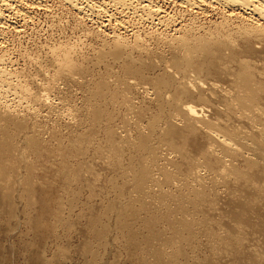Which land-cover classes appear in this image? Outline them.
I'll list each match as a JSON object with an SVG mask.
<instances>
[{
    "label": "rangeland",
    "instance_id": "rangeland-1",
    "mask_svg": "<svg viewBox=\"0 0 264 264\" xmlns=\"http://www.w3.org/2000/svg\"><path fill=\"white\" fill-rule=\"evenodd\" d=\"M149 1L160 9L167 27L141 14L80 11L65 0H10L13 9H4L0 69L6 73L2 79L10 84L0 82V147L8 146L2 135L9 133L14 144L8 149L14 153L1 148L4 155L0 158L5 163L8 156L10 163L11 157L18 155L14 160L23 165L17 161L21 167L12 170L15 175L8 172L18 181L12 189L15 206L11 215L4 209L0 192V264H264V182L250 171L242 176L235 169L247 170L235 159L254 158L247 146L242 144L236 154L218 150L216 156L201 159L205 161L196 176L183 165L178 152L161 147L151 157L148 147L140 145L147 139L155 147L162 142L159 128L171 116L166 96L180 81L222 86L220 96H210L228 123L235 122L236 116L247 118V114L255 119L250 123H264V111L259 114L254 105L264 106V74L248 81V86L259 92L254 101L247 102L248 108L242 105L239 92L246 87L239 82V61L264 64V52H257L263 51V41L260 35L246 39L238 33L243 27L254 33L264 31L263 18L259 12H242L217 0ZM220 32L222 38L229 39L228 46L215 52L197 47L200 39ZM248 43L253 49L243 50ZM119 45L128 54L117 59L111 52ZM67 47L78 63L73 78L59 74L53 53ZM125 63L134 67L130 68L133 72L144 66L143 81L127 72ZM258 70L264 72V68ZM160 78L166 81L160 82ZM130 85L132 104L144 112L142 116H136L124 102L123 89ZM223 88L230 89L228 98H222ZM41 93L47 94V103L38 101ZM99 110L103 116L98 112L95 119H100L95 121L93 112ZM7 111L24 126L16 129L17 125L3 120L2 113ZM155 115L160 119L152 126ZM35 129L40 137L35 143L39 144L29 139ZM21 131L29 136L23 137ZM110 135L120 137L116 139L120 143ZM219 135L218 130L214 132ZM108 142L124 146L119 165L113 163ZM77 144L80 153L79 148L74 149ZM41 145L45 148L39 152ZM67 147L72 154L68 155L67 149L61 153ZM186 147L194 156L197 150L189 144ZM7 160L4 165L9 164ZM26 165L31 167L37 196L47 200L44 206L37 197L35 205L27 202L28 187L21 183L29 174ZM143 175L148 176L149 193L135 188ZM58 208L60 218L54 214ZM45 210L49 214L45 215ZM33 216L40 220L47 217L51 231L44 227L49 232L43 228L38 233L31 223ZM184 219L191 227L180 232L177 227Z\"/></svg>",
    "mask_w": 264,
    "mask_h": 264
},
{
    "label": "bare ground",
    "instance_id": "bare-ground-1",
    "mask_svg": "<svg viewBox=\"0 0 264 264\" xmlns=\"http://www.w3.org/2000/svg\"><path fill=\"white\" fill-rule=\"evenodd\" d=\"M67 1L69 4H71L73 7H75L77 10H82L84 9H89L91 10V12H93V14H99V13H108L111 12V15L113 16L115 12L117 13H123V12H127L128 13H132L134 16L137 15L139 16L141 14L142 18L147 17L146 20H148V18H151V22L154 23L157 21V24H164V26L167 27V24L164 23L166 19H164V15H162L160 9L158 8H153L150 4L149 0H96V2H94L95 0H65ZM99 1V2H98ZM218 2L225 4V6H234L237 7L239 10L246 11L249 10L251 12L257 13L259 12L258 16L261 15V17L263 18L264 21V0H217ZM146 2V4H145ZM182 2V0H181ZM185 2H190V0H183V3ZM152 3V2H151ZM155 3V2H153ZM84 4V5H83ZM187 4V3H186ZM157 5V4H156ZM159 6V5H158ZM161 8V6H160ZM4 9H10L12 10V6L10 4V0H0V18L4 19ZM256 11V12H255ZM9 12V11H7ZM249 12V13H251ZM116 13V14H117ZM252 14V13H251ZM110 15V14H108ZM162 15V16H161ZM99 16V15H98ZM106 16V15H105ZM141 16L139 18H141ZM116 17V16H115ZM114 17V18H115ZM118 18V17H117ZM261 18V19H262ZM111 19V18H110ZM138 19V18H137ZM145 19V18H144ZM150 20V19H149ZM143 21V20H142ZM167 21V20H166ZM117 22V21H116ZM146 22V21H145ZM175 23V22H174ZM151 25V24H150ZM259 25V24H258ZM153 26V25H152ZM242 27V26H241ZM256 27V26H253ZM263 27V26H262ZM251 28L249 27H243L241 29L238 30L239 36L243 37V38H249L251 36H261L260 39L263 41V45H262V50H257V52H264V31L260 32L258 29L256 32H260V33H254V31L252 32L250 30ZM254 29V28H252ZM156 30V29H155ZM169 31V30H168ZM155 32V31H154ZM168 35V34H167ZM198 35V34H197ZM217 35V34H216ZM215 35V36H216ZM100 36V35H99ZM190 36V35H189ZM188 37V36H187ZM218 37V39H214ZM216 37H208V38H202L200 39V41H198L197 47L202 50L203 52H209V51H217L220 48H224L226 46L229 45L230 41L228 38H222L221 37V32L216 36ZM178 39V38H177ZM183 39V38H182ZM156 40V39H155ZM140 41V40H139ZM185 42V41H183ZM182 43V42H181ZM66 47V46H65ZM116 47V46H115ZM63 48V47H62ZM69 48V47H67ZM60 49V51L57 53H54V57L56 59V65H58L57 69H59V74H62L63 76H72L73 75V71L75 68L77 67V64L75 63V60L73 59V57L71 56V51L70 48L67 49ZM73 50V48H71ZM246 49H253L251 43H248L246 45V47L243 50ZM112 56L115 58H120L122 55H127L128 52L127 50H125L121 45L117 46L112 52H111ZM53 57V58H54ZM58 63V64H57ZM126 65V63L124 64ZM143 65H148V63L145 61H143ZM144 66H141L142 68ZM212 66V65H211ZM239 66L242 70L240 76H239V82L243 83L244 86H246L245 88L241 87V89H239L240 95H241V103L243 106H245V108H248L247 106V102L248 101H254L256 99V97L258 96L259 92L255 91L253 88H250L248 86V81L250 80V78L252 76H255L257 74H261L263 75L264 72H261L258 70V68H264V64L262 65H257L255 64L254 61L252 60H248V59H240L239 61ZM123 67V66H122ZM141 67H137L135 70V72H133L130 68H134L133 66H129L126 65L125 69L127 72H129L130 74H133L137 77L140 78V80L144 79V73H143V69ZM197 67L200 68L201 64H197ZM169 71V70H168ZM171 71V70H170ZM174 72V71H173ZM58 74V73H57ZM58 74V75H59ZM170 74V73H168ZM172 74V72H171ZM6 75V73L0 69V82L2 81L3 83L6 84H10V82H6V80L2 79V77H4ZM146 75V74H145ZM176 75V74H175ZM147 76V75H146ZM73 78V76L71 77ZM179 77L175 78L178 79ZM147 79V78H146ZM170 79V78H169ZM174 79V78H173ZM159 81L162 80V82L165 80L163 78L158 79ZM19 81V80H18ZM122 81V80H121ZM143 81V80H142ZM166 81V80H165ZM51 82V81H50ZM161 82V81H160ZM173 82V81H172ZM159 83V82H158ZM174 83V82H173ZM210 83V82H209ZM160 84V83H159ZM207 84V82H195L194 84L190 85V84H186V82H179L177 83L174 88L172 89V92H170L171 90H169V92L167 93L166 96V101L169 103V108L171 110V116L170 119H168L159 129H161L162 131V136L160 141H162L161 143H158L156 145V147L154 146V144L152 145L149 144V139L145 140V142H140V145L142 146L141 143L144 144V146H147L148 150H150V154L151 157H154L155 155L158 154V150L161 147H165L167 150H174L175 152H178L181 155V161L183 163V165L185 167H187L194 175H198L199 171L198 167L200 166V163L204 162L205 160H201V159H206L208 160L210 157L216 156L217 151L220 150L222 153L227 154V155H232L233 153L236 154L238 152H240L239 149L243 148V145L247 146L249 148V150L252 152L251 155L254 156V158L249 157V159L247 160H243V159H235V160H239L243 162V165L245 166V168L247 170H245L244 168H240L235 166L236 171H238L242 176L247 174L249 171L252 174H256V176L259 178V180L261 182H264V123H250L249 120L251 121H255L254 117L251 114H247V118L244 116H236L235 118V122H232L231 124L228 123L224 118L220 117L223 114L222 108L216 106L215 104L217 103L216 100H214V98H212L210 96L211 95H218L220 96V89H222V86H220L217 83H210L209 85H205ZM136 85V84H135ZM140 85V84H139ZM172 85V84H171ZM10 86V85H9ZM104 86V85H103ZM137 86V85H136ZM102 87V85H101ZM105 87V86H104ZM127 87V86H126ZM131 85L130 87L128 86L125 90L123 89V93H124V97H125V104L128 103L129 105V109H133L135 111L136 116H142V114L144 112L140 111V110H136L134 108V105L132 104V100L130 97V91H131ZM152 87V86H151ZM21 88V87H20ZM43 88V87H42ZM46 87H44L45 89ZM162 88V87H161ZM100 89L99 88V93H100ZM103 89V87H102ZM101 89V91H102ZM110 89V88H109ZM158 89V88H157ZM21 90V89H20ZM26 90V89H24ZM46 90V89H45ZM141 90V89H140ZM224 92L222 93V98H228L229 97V93L231 92L230 89H224ZM264 91V89H263ZM27 92V91H26ZM35 92V91H34ZM28 93V92H27ZM24 94V93H23ZM22 94V95H23ZM25 95V94H24ZM24 95H23V99H24ZM40 95V94H39ZM47 95V94H46ZM45 94L41 93L40 96H38V101H40L41 103L48 101L47 97ZM27 96V95H26ZM50 96V95H49ZM160 96V95H159ZM264 96V95H263ZM156 97V96H155ZM101 98V97H100ZM30 100V99H29ZM225 100V99H224ZM127 101V102H126ZM158 102V101H157ZM40 103V104H41ZM100 104V103H99ZM257 106V111L260 114L262 111H264V106L259 105V104H254ZM102 106V105H101ZM131 106V108H130ZM166 106V105H165ZM164 106V108H165ZM102 111V109H101ZM167 113V110H165ZM164 111V113H165ZM95 112V113H94ZM93 114V120L95 119V117L97 116V113L99 115L100 114V110L99 111H94ZM106 112V111H105ZM127 112V111H126ZM8 113V114H7ZM38 113V112H37ZM104 113V112H102ZM4 114V118H2L3 120H5L6 122H9L10 124H15L17 126L16 129H19L21 127V125L23 124V122L21 120H18L19 122H17V120H15L16 116L14 115L13 112L11 111H7ZM105 114V113H104ZM109 114V113H108ZM243 114V112L241 113ZM107 115V114H106ZM103 116V115H102ZM109 118H111L110 116H108ZM168 117V116H167ZM100 119V118H99ZM98 119V120H99ZM102 119V118H101ZM105 119V118H104ZM107 119V118H106ZM160 119L159 116L155 115L152 119L151 125L154 126L155 121H158ZM167 119V118H166ZM92 120V119H91ZM97 119H95V121H98ZM165 121V120H164ZM5 124V122H4ZM3 124V125H4ZM94 125V124H93ZM20 126V127H19ZM24 126V125H22ZM107 127V126H106ZM151 127V126H150ZM5 128V127H4ZM25 128V127H24ZM62 128V127H61ZM207 128V129H206ZM6 129V128H5ZM29 129V128H28ZM21 130V129H20ZM19 130V131H20ZM146 130V129H145ZM155 130V129H154ZM158 130V129H157ZM218 130V133L220 134L218 137L214 136V132ZM1 131V129H0ZM3 131V129H2ZM10 132V131H7ZM26 132V131H25ZM34 134H32L31 136L29 135H24L21 131V133L24 135L23 137L26 138V136H29V139L32 143H35V141L37 140V138L40 139L39 137V133L38 131H36V129L34 130ZM117 132V131H116ZM15 133V132H14ZM17 133V132H16ZM31 133V132H30ZM129 133V132H128ZM13 134V132H12ZM117 133H115L116 135ZM21 135V134H19ZM115 135H110V136H114V138L112 137V141L113 139L116 140L117 138H115ZM119 135V134H118ZM117 135V136H118ZM128 135V134H127ZM133 135V134H132ZM141 135V133H140ZM145 135V134H144ZM3 140L2 142H5L6 146L0 147L3 149H7V152H11L10 148L12 147L13 143V137L7 133V134H3ZM108 136V135H107ZM130 136V134H129ZM134 136V135H133ZM136 136V135H135ZM146 136V135H145ZM149 136V135H148ZM12 137V138H11ZM22 137V138H23ZM140 137V136H139ZM147 137V136H146ZM86 137H84L85 139ZM109 139V136L107 137ZM120 138V137H119ZM118 138V140H119ZM122 138H125L122 137ZM122 138L120 140H122ZM129 138V137H127ZM28 139V141H29ZM83 139V138H82ZM134 139V138H133ZM138 139V138H137ZM136 139V141H137ZM16 139H14L15 141ZM26 140V139H23ZM116 140V141H118ZM125 140V139H124ZM12 141V142H11ZM26 141V142H28ZM39 141V140H38ZM37 141V142H38ZM86 141V140H85ZM84 141V142H85ZM92 142L91 139H88V143ZM94 141V140H93ZM110 141V140H109ZM123 141V140H122ZM121 141V142H122ZM139 141V140H138ZM159 141V142H160ZM21 142H23L21 140ZM31 142H29L31 144ZM75 144V141H72ZM71 142L70 145H73ZM78 142V141H77ZM81 142V143H84ZM86 142V144H87ZM120 143V141H118ZM116 142V143H118ZM17 143V142H16ZM58 143V142H57ZM110 144L109 148H113V154L110 153L108 150L106 152L110 153L111 155L114 156L113 163L115 165H119L120 164V159L119 156L122 153V147L121 144H116L115 142H108ZM123 143L126 142H122V145H124ZM137 143V142H136ZM155 143V142H154ZM0 144H3L0 142ZM24 144V143H23ZM27 144V143H26ZM35 144H39V143H35ZM41 144V143H40ZM165 144V145H164ZM186 144L192 145L197 151L195 153L194 156H192L189 152V150L186 147ZM243 144V145H242ZM16 145V144H15ZM19 144H17L18 147ZM32 145V144H31ZM31 145L29 146V148L31 147ZM78 146H74L75 148H79L78 150H80L79 145ZM88 145V144H87ZM108 145V144H107ZM127 145V144H126ZM138 145V144H137ZM236 145V146H234ZM1 146V145H0ZM11 146V147H10ZM34 146V144L32 145V147ZM38 147V145H36ZM8 147H10L8 149ZM16 147V146H15ZM28 146L26 145V148ZM36 147V148H37ZM40 147V146H39ZM72 147V146H71ZM238 147V148H237ZM22 148V146H21ZM34 150L35 147H33ZM32 148V149H33ZM42 145H41V149H39V152H41L40 150H42ZM45 148V147H44ZM43 148V149H44ZM63 148V147H62ZM19 149V147H18ZM65 151H62L61 153H66V149L68 151V147L64 148ZM73 149V148H70ZM69 149V150H70ZM136 149V148H135ZM9 150V151H8ZM21 150V149H20ZM24 151H27L25 149H23ZM33 150V151H34ZM47 150V149H46ZM63 150V149H61ZM77 150V149H76ZM77 150V152H78ZM82 150V149H81ZM79 151L78 153L82 152ZM112 150V149H111ZM14 151V150H13ZM12 151V152H13ZM18 151V150H17ZM37 151V150H36ZM35 151V152H36ZM43 151V150H42ZM75 151V150H74ZM1 152V150H0ZM11 152V153H12ZM16 152V151H15ZM38 152V151H37ZM69 152V151H68ZM72 152V151H71ZM76 152V153H77ZM104 152V151H103ZM6 153V152H5ZM14 153V152H13ZM31 153V152H30ZM74 153V152H73ZM3 154V153H2ZM7 154V153H6ZM18 154V152H17ZM27 154V153H25ZM72 154V153H68ZM102 154V153H101ZM250 154V153H249ZM4 155V154H3ZM2 155V156H3ZM8 155V154H7ZM62 155V154H61ZM60 155V156H61ZM67 155V154H66ZM67 155V156H68ZM107 154H104V156ZM1 156V153H0ZM1 156V158H2ZM12 155H10L11 157ZM18 155H13L11 157V161L9 163L8 156L7 159L5 158V163L6 160L8 161L7 163H9L8 165H4V161L3 163L1 162V158H0V192L2 197L4 198L3 200V204L6 205L4 206V209L6 208V211L10 213V215L12 214V212L14 211V200L12 198V193H14V190L12 192L13 187H15L14 185L18 182H14L15 179L13 177H11V173L15 170L16 167L17 169L19 165H23V163H21L20 161H18L19 163H17L15 159V157ZM22 156V155H20ZM19 156V157H20ZM24 156V155H23ZM26 156V155H25ZM65 156V154H64ZM103 156V157H104ZM27 157V156H26ZM69 157V156H68ZM21 158V157H20ZM102 158V157H101ZM106 158V156H105ZM17 159V157H16ZM22 159V158H21ZM19 159V160H21ZM65 158L63 157L62 159V163H64ZM66 160V159H65ZM201 160V161H200ZM22 161V160H21ZM25 161V159L23 160ZM27 161V160H26ZM25 161V162H26ZM24 162V163H25ZM67 162V161H66ZM28 163V162H26ZM19 164V165H18ZM29 164V163H28ZM66 164V163H65ZM68 164V163H67ZM72 164V163H71ZM25 165V164H24ZM28 168V171L31 169V167L29 165H26ZM63 166V164H62ZM70 166V165H69ZM72 166V165H71ZM70 166V167H71ZM68 167V166H67ZM80 167V166H79ZM66 168V167H64ZM69 168V167H68ZM25 169V167L23 168ZM63 169V168H62ZM72 169V167H71ZM78 169V168H77ZM13 170V171H12ZM22 170V169H21ZM26 170V169H25ZM61 170V169H60ZM68 169H66L67 171ZM74 170V169H72ZM81 170V169H80ZM9 171L10 174L8 173ZM31 171V170H30ZM26 174L22 177L21 183L27 184V190H28V197H27V202L28 204H34L35 202L39 201V203L41 202L42 205L44 206L45 201L47 202V200H45L43 202V199L37 196L36 192L39 191L38 189L35 188V186L33 187V185H35V183L32 185V183L34 182V179L32 181V173L30 174ZM70 171V170H69ZM68 171V172H69ZM78 171V170H77ZM13 172V173H14ZM72 172V171H71ZM74 172V171H73ZM28 173V172H27ZM80 173V172H79ZM19 174H20V170H19ZM23 174V173H21ZM62 174V171H61ZM78 174V173H77ZM77 174L73 173V176H77ZM92 174V172H91ZM15 175V173H14ZM64 175V173H63ZM61 175V176H63ZM66 175H68V173H66ZM65 175V176H66ZM70 175V174H69ZM83 175V174H82ZM13 176V175H12ZM18 176V175H17ZM21 176V175H20ZM20 176H18L20 178ZM64 177V176H63ZM68 178H70L69 180H71V177L66 176ZM79 177V174H78ZM95 177L93 176L95 181ZM18 178V179H19ZM65 178V177H64ZM73 178V177H72ZM76 178V177H75ZM17 179V180H18ZM97 179V177H96ZM14 180V181H13ZM148 180V176L143 175L140 182L136 185V189L141 190L142 192L145 193H149L150 189L149 187L146 185V181ZM24 181H26L24 183ZM66 181V180H65ZM72 181V180H71ZM20 182V181H19ZM37 182V181H36ZM68 183V181H66ZM70 182V181H69ZM21 183H19L21 185ZM93 184V182L91 183ZM29 185V186H28ZM66 185V184H65ZM113 185V184H112ZM238 185V184H237ZM24 187V185H22ZM238 186H235L234 189H238ZM70 190V189H69ZM26 191V189H25ZM18 192V191H17ZM15 194V193H14ZM17 196V195H16ZM198 196H201V193H198ZM37 197V201L36 198ZM17 198V197H16ZM14 198V199H16ZM40 200H39V199ZM21 200V199H20ZM51 202V201H50ZM22 205V204H21ZM35 205V204H34ZM52 205V203H51ZM59 205V204H57ZM53 206V205H52ZM51 207V206H50ZM58 207V206H57ZM44 209H46V207H43ZM35 209V208H34ZM54 209V208H53ZM59 209V210H58ZM56 210V212L54 213L57 218L62 217L61 216V209L58 208ZM55 210V209H54ZM37 211V209H36ZM24 212V211H23ZM48 211H44V214L46 215ZM53 213V211L51 212ZM49 214V213H47ZM38 217V216H37ZM34 218L31 219V223L33 225V227H35L38 230L43 229L44 227H47L46 229H51V226H47L48 223L46 224L47 217H43L41 220ZM53 217V216H52ZM54 218V217H53ZM56 218V217H55ZM50 219V217H49ZM40 220V221H39ZM45 220H47L45 222ZM50 223V222H49ZM191 227V222L187 219H184V221L182 222L181 225H179L177 227L178 231H182L184 229H190ZM46 229L44 228V230L46 231ZM51 231V230H50ZM35 233L37 236L42 235V231H40L41 233ZM44 232V231H43ZM49 231H46V233ZM101 234V232H100ZM47 235V234H46ZM44 236V233H43ZM42 238V237H41ZM48 238V237H47ZM102 238V237H101ZM47 243V242H46ZM55 259V258H54Z\"/></svg>",
    "mask_w": 264,
    "mask_h": 264
}]
</instances>
